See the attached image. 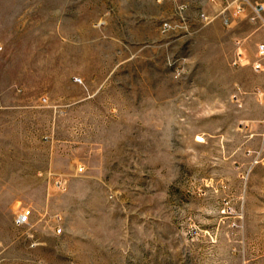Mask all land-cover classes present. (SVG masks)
<instances>
[{
    "label": "rangeland",
    "instance_id": "rangeland-1",
    "mask_svg": "<svg viewBox=\"0 0 264 264\" xmlns=\"http://www.w3.org/2000/svg\"><path fill=\"white\" fill-rule=\"evenodd\" d=\"M223 5L0 0V264H264V24Z\"/></svg>",
    "mask_w": 264,
    "mask_h": 264
},
{
    "label": "built area",
    "instance_id": "built-area-1",
    "mask_svg": "<svg viewBox=\"0 0 264 264\" xmlns=\"http://www.w3.org/2000/svg\"><path fill=\"white\" fill-rule=\"evenodd\" d=\"M224 1H225V5L222 6L219 12L223 25L228 27L231 24L232 19L236 15H241V13H243L246 5L250 6L251 9V12L248 16V20L253 24L254 23L264 24V19H263L264 6L262 4H258V3L249 4L248 0H232L230 2H228V0H224ZM199 16L200 19L205 23H208L210 21L209 16L205 13H200ZM163 27H166V24H164ZM235 45H236V51L231 61V65L233 67H240L245 65L247 61L245 60L243 56V52L241 51V42L239 40H236ZM263 59H264V42L258 44L256 47L254 60L250 65L252 71H254L255 73L262 71ZM82 170H83L82 166L76 168V171L79 173H81ZM37 176L46 179L47 182L51 183V185L61 193L65 192L67 189L65 178L62 177L61 175L54 173L50 169L38 172ZM32 215H33V210L30 207L23 208L21 211H19L16 214L14 221L15 225L17 227L28 225ZM55 217L58 218V215H55ZM56 232L57 233L60 232L59 227H57Z\"/></svg>",
    "mask_w": 264,
    "mask_h": 264
}]
</instances>
